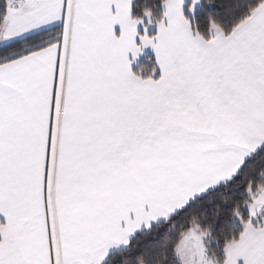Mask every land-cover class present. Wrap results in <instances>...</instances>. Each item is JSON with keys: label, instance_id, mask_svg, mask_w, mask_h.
<instances>
[{"label": "snow or ice", "instance_id": "6c2138e0", "mask_svg": "<svg viewBox=\"0 0 264 264\" xmlns=\"http://www.w3.org/2000/svg\"><path fill=\"white\" fill-rule=\"evenodd\" d=\"M133 3L5 0L0 264H264V0Z\"/></svg>", "mask_w": 264, "mask_h": 264}, {"label": "trees", "instance_id": "16d2710c", "mask_svg": "<svg viewBox=\"0 0 264 264\" xmlns=\"http://www.w3.org/2000/svg\"><path fill=\"white\" fill-rule=\"evenodd\" d=\"M160 4V0H134L133 3V15L140 16L143 14L144 8H152L153 11L159 15L160 8L158 5ZM5 8V0H0V12H3ZM189 19L192 20L193 23L199 24L201 28H206L208 18L210 15H216L217 18L225 21L227 24H231L234 19L239 15V11L235 13H230L225 15L223 13H217L215 6L208 5L207 0H203L199 11L195 14L194 17H190L187 13H185ZM145 24H147V19H145ZM153 26L157 27L153 24ZM154 35V34H151ZM156 69V75L154 78H159L160 70L157 63V60L154 56L148 55L146 56L135 68L134 72L143 77H147L152 74V70ZM230 207V206H229ZM213 209L209 208V221H211ZM155 227V226H154ZM242 230V225L240 224L238 219L232 218L230 216V212L228 208H225L223 214L220 219L215 223L214 227V235L219 239V243L216 240H213L210 244V251H214L221 260L223 259V244L224 238L231 234H238L239 231ZM137 238L144 240L145 243L150 241V237L145 238L142 234H137Z\"/></svg>", "mask_w": 264, "mask_h": 264}, {"label": "crops", "instance_id": "0c3cea01", "mask_svg": "<svg viewBox=\"0 0 264 264\" xmlns=\"http://www.w3.org/2000/svg\"><path fill=\"white\" fill-rule=\"evenodd\" d=\"M138 31L141 33V34H143L144 33V25L142 24V25H139L138 26ZM157 31H158V27H155V26H153V25H149V27H148V34L149 35H151V34H156L157 33ZM116 32H117V35H119V33H120V27L117 25L116 26ZM138 43H139V39H138ZM148 55H152V56H154L155 57V59H156V56H155V52H154V50L149 46V47H147V48H145L144 50H143V52H142V54L139 56V57H137V58H133L132 56H131V54H130V59H133V63H132V65H131V67H132V70H133V72H134V68L146 57V56H148ZM157 60V59H156ZM159 70H160V68H159ZM160 73H161V70H160ZM4 220V217H2V216H0V221H3ZM239 264H243V261L241 260L240 262H239Z\"/></svg>", "mask_w": 264, "mask_h": 264}, {"label": "rangeland", "instance_id": "374dc122", "mask_svg": "<svg viewBox=\"0 0 264 264\" xmlns=\"http://www.w3.org/2000/svg\"><path fill=\"white\" fill-rule=\"evenodd\" d=\"M203 0H201V3L197 6L196 8V13L199 11L201 4H202ZM191 3V0H185V5H184V9H185V13H187L190 17H194L195 15H193L192 13H190L188 11V5ZM195 13V14H196Z\"/></svg>", "mask_w": 264, "mask_h": 264}]
</instances>
